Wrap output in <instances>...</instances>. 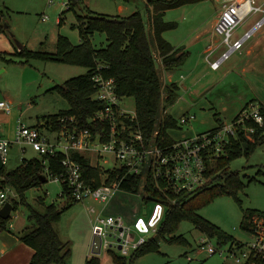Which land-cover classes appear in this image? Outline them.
Returning <instances> with one entry per match:
<instances>
[{"label": "rangeland", "instance_id": "obj_1", "mask_svg": "<svg viewBox=\"0 0 264 264\" xmlns=\"http://www.w3.org/2000/svg\"><path fill=\"white\" fill-rule=\"evenodd\" d=\"M76 1L0 0V11L4 14L3 24L8 27V30L0 31V101H8L11 105L9 115L0 113V135L12 142L4 165L6 172L18 168L22 159L41 157L31 146L14 142L17 121L20 120L28 127H38L52 140L55 132L39 127L42 118L68 110L70 105L60 94L48 90L87 71L82 66L40 59H31L24 63V59L15 52L22 47L54 52L58 35L67 37L72 44H77V16L88 12L127 17L138 11L148 29L147 0ZM224 1L203 0L169 9L162 17L164 23L175 26L165 31L163 38L171 46L183 47L187 52L184 63L171 70H162L157 57L156 66L164 84L174 82L178 86L177 100L166 108V112L177 122L183 116L194 117L190 123L178 124V128L167 131L173 140L209 131L217 127L219 120L223 124L229 123L245 106L241 103L244 95L242 91L247 90L245 81H250L264 95V25L218 70H211L205 61L206 54L203 50L210 45L215 47L219 44V38L213 34V26ZM263 1L256 0L257 4H262ZM68 3L70 9L66 6ZM262 15L257 13L246 17L235 30L234 37L241 36ZM41 18L45 20L42 21ZM91 41L95 47H104L107 43L105 36L98 33L93 35ZM222 49L220 47L216 55ZM122 105L127 110L135 108L134 100L130 97L122 98ZM83 156L93 164L96 163L93 155ZM107 160V164H103L101 160L97 163L103 171L113 166V161ZM228 169L238 172V177L245 186L237 191L236 198L228 194L214 197L202 205L197 214L236 241L249 242L251 238L240 223L246 211L264 212V141L250 156L232 160ZM1 181L3 177L0 178ZM143 184L145 185L142 180L141 187ZM4 187L9 198L18 200L9 184ZM65 202L66 199L61 196V183L48 177L47 182L39 188H31L24 193V202L18 203L11 212L7 234L16 239L23 231L33 227V223L28 220L29 207L43 212L47 205L54 204L59 209ZM152 206L153 202L146 199L144 190L139 189L137 193L122 190L115 193L113 201L102 210V215H120L126 222L135 217L147 220ZM91 207L95 209V214H89L88 209ZM102 207L100 203L87 201L74 203L62 211L54 228L66 244L65 250H68L64 264H86L91 257L98 258V264H118L115 260L119 257L117 254L107 251H101L97 256L91 254L92 221ZM173 235H181L183 241L169 242L159 238L156 241L158 251L142 255L134 264H236L225 255L222 257L216 253L208 256L204 253L199 246L201 240H207L205 247L212 245L218 248L219 242L217 238H209L199 232L189 221L180 222ZM152 236L153 234H149L145 238ZM221 245V250L224 251L229 246L228 243Z\"/></svg>", "mask_w": 264, "mask_h": 264}, {"label": "trees", "instance_id": "obj_2", "mask_svg": "<svg viewBox=\"0 0 264 264\" xmlns=\"http://www.w3.org/2000/svg\"><path fill=\"white\" fill-rule=\"evenodd\" d=\"M200 1L203 0H147L148 29L138 11L127 17L88 12L77 16L76 27L79 34L77 44H72L67 37L58 35L54 52L30 50L25 47L16 51L15 54L23 58L24 63L31 59H40L47 62L82 66L87 69L84 74L56 84L48 90L60 94L68 101L70 108L43 117L44 125L49 126L51 130H57L61 126L59 121L61 118L73 117L80 128L92 129L88 120L102 108L101 104L92 99L96 90L92 77L98 72L104 78L114 80L118 97H130L134 100L136 120L146 138L154 130H158L160 138L170 142L171 137L167 131L178 128V124L177 120L166 112V108L177 100L178 86L174 82L164 84L156 62L158 57L159 63H157L160 68L171 70L184 63L187 52L183 47L174 48L163 38L162 34L175 26L164 23L162 17L169 9ZM3 21L4 14L0 11V31L8 30ZM95 33L105 36L107 43L104 47L93 45L91 38ZM98 66L101 67L99 70H97ZM251 102L253 101L247 104ZM262 110L264 116V109ZM218 122L217 126L221 124L220 120ZM252 139L248 141L241 137L240 141H235L229 147L227 157L212 164L206 173L209 182L200 190L193 193L170 195L176 200V204L166 205L156 235L149 238L131 256L115 258L116 262L134 264L135 260L142 255L158 251L156 241L159 238H164L169 242L183 241L181 235H173L182 221L191 222L199 232L209 238H217L220 243L236 242L233 237L200 217L197 212L202 205L218 195L228 194L236 198L237 191L245 185L240 181L238 172L228 169L229 163L238 157H248L253 153L254 149L264 141V126L257 130ZM71 158L79 163L82 174L87 180H94L95 186L101 185V175L109 174L105 182L109 183L117 174L122 176L124 173L123 171L112 173L108 169L103 171L99 167H93L88 158L76 152H71ZM61 159L62 155L41 156L40 159L32 160L22 159V164L14 171L6 172L4 167L0 170V175L3 177L0 184L3 186L9 184L18 197V200L8 198L6 201L13 205V210L18 203L24 202V193L27 190L39 188L43 184L40 182L42 174H45L46 178L64 174L65 170L60 165ZM141 183V176H128L121 182L120 188L125 192L137 193ZM144 192L149 196H146L148 200L160 201L161 199V194L150 180L146 181ZM61 196L66 199V202L59 209L54 204L45 206L43 212L29 207L28 220L33 223V227L26 229L19 236L20 242L33 251L29 264H64L68 250H65L66 244L60 239L54 225L59 221L62 211L74 202L62 184ZM39 201L42 202L41 199ZM255 215L264 217V212L246 211L240 223L242 229L247 228L249 220ZM9 218L6 220L0 218V231H7ZM86 264H98V258L91 257ZM256 264H264V261L258 260Z\"/></svg>", "mask_w": 264, "mask_h": 264}, {"label": "built area", "instance_id": "obj_3", "mask_svg": "<svg viewBox=\"0 0 264 264\" xmlns=\"http://www.w3.org/2000/svg\"><path fill=\"white\" fill-rule=\"evenodd\" d=\"M263 6L264 1L257 4L256 0H225L222 3L213 26V34L219 38V44L215 47L210 45L205 50V61L211 70H218L262 28ZM257 13L263 14L261 18L255 20L241 36L234 37L235 30L244 19ZM220 47L223 49L216 55ZM100 68L98 66L97 70ZM92 81L96 87L92 99L102 105L88 120L92 129L80 128L73 117L61 118V126L53 130L55 137L51 140L39 128L28 127L18 120L14 142L31 146L40 156L62 155L60 165L65 172L55 176L54 180L66 188L74 203L93 201L103 205L91 226L92 234L100 237V252L129 257L149 240L145 236L156 235L166 205L176 204L170 195L200 190L209 182L207 171L214 162L227 157L228 149L235 141H240L241 137L253 140L257 130L264 126V104L251 102L227 124L221 123L209 131L168 142L160 138L158 130H154L147 138L144 136L136 120L135 108L127 110L122 105V98L116 94L112 78L106 79L97 72ZM0 110L10 114V103L0 101ZM193 119V115L183 116L177 124L190 123ZM11 143L0 135L2 168L7 162ZM71 152L93 155L96 159L95 164L90 162L93 167H98L99 160L103 164L108 163L107 159L112 160L113 166L108 170L124 173L122 176L117 174L109 183H105L109 174L101 175V185L95 186L93 179L89 181L84 177L79 163L71 158ZM128 176H141L144 183L150 180L161 194L160 201L150 199L153 206L147 220L135 217L126 222L120 215H102V210L113 201L115 193L122 191L120 184ZM144 186L140 185L139 189L144 190ZM4 188L0 184L1 206L9 198ZM145 196L149 197L147 193ZM88 212L95 214V209L91 207ZM244 230L251 238L249 242H227L229 246L224 251L221 250V244L225 243L219 242L218 248L212 245L205 247L207 240H201L200 249L208 256L218 253L219 256L230 257L236 264L264 261V217L253 216Z\"/></svg>", "mask_w": 264, "mask_h": 264}, {"label": "crops", "instance_id": "obj_4", "mask_svg": "<svg viewBox=\"0 0 264 264\" xmlns=\"http://www.w3.org/2000/svg\"><path fill=\"white\" fill-rule=\"evenodd\" d=\"M174 48H177V47H174ZM205 50L206 49H204L203 52ZM245 82L247 85L246 87L247 90L242 91L243 92L242 94H244L242 96L243 99L241 100L242 106L246 105L249 101L264 104V95L260 94V92L256 90L257 87L253 86L250 81H245ZM2 112L3 111L0 110V113ZM6 115H9V114H6ZM39 127H45L47 129H50V127L45 126L43 122H41ZM100 211L101 209L99 210V212ZM19 236L16 239H14L12 236L7 234L6 231H3V232L0 231V253H1L0 264H29L33 251L31 248H29L28 246L20 242Z\"/></svg>", "mask_w": 264, "mask_h": 264}, {"label": "water", "instance_id": "obj_5", "mask_svg": "<svg viewBox=\"0 0 264 264\" xmlns=\"http://www.w3.org/2000/svg\"><path fill=\"white\" fill-rule=\"evenodd\" d=\"M2 169V164L0 161V170ZM46 175L42 174L40 176V182L45 183ZM13 211V205L10 202H5L0 208V218L8 219L10 217L11 212ZM91 254L97 256L100 254V237L97 235H93L91 240Z\"/></svg>", "mask_w": 264, "mask_h": 264}]
</instances>
